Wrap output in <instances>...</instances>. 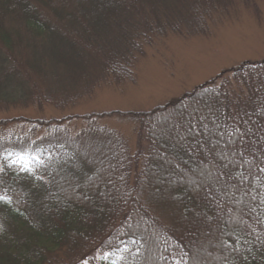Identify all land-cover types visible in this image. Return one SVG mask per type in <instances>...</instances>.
<instances>
[{"label":"trees","instance_id":"1","mask_svg":"<svg viewBox=\"0 0 264 264\" xmlns=\"http://www.w3.org/2000/svg\"><path fill=\"white\" fill-rule=\"evenodd\" d=\"M55 1L0 0L2 113L66 109L105 80H134L137 59L155 35L210 32L195 18L218 20L238 7L236 0H91L93 7L91 1L67 5L63 19L48 7L65 0ZM242 1L248 9L258 6ZM55 77L66 85L56 90ZM116 114L0 120V196L10 198L0 200V264H64L58 258L64 250L67 264H142L144 233L168 250L161 264H185L186 251H195L203 234L219 237L229 250L213 264H264V59L225 69L152 111L127 113L138 126L135 153L120 131L98 122ZM79 122L84 126L73 125ZM193 125L199 135L188 132ZM155 162L176 167L182 179L215 165L217 190L207 184L189 192L174 181L179 219L149 211L153 197L144 185ZM221 175L237 180L222 189ZM229 192L239 198L225 199ZM217 195L215 201L225 202L213 206ZM243 201L252 209L239 211ZM150 257L147 264H155L156 255Z\"/></svg>","mask_w":264,"mask_h":264},{"label":"rangeland","instance_id":"2","mask_svg":"<svg viewBox=\"0 0 264 264\" xmlns=\"http://www.w3.org/2000/svg\"><path fill=\"white\" fill-rule=\"evenodd\" d=\"M89 1L91 0H65V2L62 1L61 7L48 8L54 9V14L58 17L64 15L66 17L63 16V19H67V11L64 10L67 5L76 4L79 7L85 2L86 6H90ZM198 2L200 1L196 0V4ZM242 3V0H236L234 6L238 7L232 16H224L218 20L213 16L212 19L206 21L195 18L196 26H209L210 32L205 30L187 33L184 31L179 34L167 29L163 33L155 35L153 39H150L151 43L144 46V54L137 59L134 80H126L123 83H108L105 80L93 94L84 97L66 109H57L53 106H46L42 110L34 107L19 108L10 112H0V120L14 116L60 120L68 116L86 113L119 111L120 114H116L118 117H99L98 122L102 126L120 131L128 141L132 152L135 153V145L139 136L138 126L135 119L131 118V114L127 115V113L130 111H152L216 77L224 69L236 67L246 61L264 59V1L257 0L258 6L255 9L245 8ZM91 6L93 7V4ZM49 12L46 11V13ZM64 68L68 69L67 66ZM55 79L57 83H52L56 84V90L58 87L66 85L56 77ZM175 122L171 126H174ZM170 123L165 125L166 132L170 128V126L168 127ZM73 125L81 128L82 123ZM175 168H169L162 162H155L151 166L153 173L150 176L152 177L149 176L150 178L145 182L144 190L153 197V200L147 205V210L152 212L156 210V212L167 216V219L177 221L180 199L173 196L179 193V189H172V182L180 179L183 182V187L193 190H199L201 185L207 184L208 187L214 188L213 191H216L217 188L214 187L215 182H212L215 178L213 171L204 172L202 168H197L196 173L189 177L186 174L182 179L184 175H181L182 172H178ZM105 178V183L109 185L111 178H107V175ZM229 193L225 195V199L234 201L236 197L239 198L236 193ZM221 197V195L214 196L213 206L225 202L223 199L215 201ZM249 204V201H243L241 205H237V209H240L239 211L251 210ZM200 225L204 226L202 223ZM219 239L216 236L203 234L195 248L198 264H213L214 255L228 253L229 250L224 251V248H221ZM66 253L64 250L58 254V256L60 255L59 260L61 259L64 264H67Z\"/></svg>","mask_w":264,"mask_h":264},{"label":"bare ground","instance_id":"3","mask_svg":"<svg viewBox=\"0 0 264 264\" xmlns=\"http://www.w3.org/2000/svg\"><path fill=\"white\" fill-rule=\"evenodd\" d=\"M195 124H198L197 121H196ZM192 127H194V125ZM220 154H224V152H221ZM216 160L219 161V158L216 159ZM214 168H215V165H211L210 168H204L203 170H204V172H212V170ZM200 173H202V172H200ZM221 176L222 177H225L224 175H221ZM235 177H237V176L236 175H230L229 177L226 176L225 177L226 178L225 180L224 179H219V182L217 183V185L218 186H221L222 189L228 188V186H229L228 185L229 184L228 181L230 179L237 180V178H235ZM179 181H180V179H179ZM179 181L176 182V183H174V184H179ZM206 182H208V181H206ZM205 184H207V183H205ZM204 186H206V185H201V187H204ZM189 192H191V189H190ZM233 221L234 222L237 221L236 218H234ZM145 227H147V229H148L149 232L152 231L154 235H156V233H159V229H157L155 227H149V225H145ZM144 230H146V228L143 229V233L145 232ZM146 234L147 233H144L143 235H144L145 241L147 243V251L145 253L146 255L144 256L145 258L142 259V264H147V262H148V259L147 258H151L150 257L151 256V253L154 254V255H156V257H157V260L153 261L155 264H158L156 261H159L161 258L164 261V258L162 257V252L164 254H167L168 253V250L167 249H163L164 245H163V243L161 244L159 240H158V242L155 245H153V243L151 242V240L148 238V236ZM186 252L187 253H186V256H185V264H193L194 261H195V259L198 258L197 251L187 250ZM218 256L219 255H217V256L214 255V257L212 259L214 261L218 262L219 261L218 260L219 259ZM158 258H159V260H158ZM169 260H170V258H166L165 259V261H167V262H169ZM159 264H161L160 261H159Z\"/></svg>","mask_w":264,"mask_h":264},{"label":"snow or ice","instance_id":"4","mask_svg":"<svg viewBox=\"0 0 264 264\" xmlns=\"http://www.w3.org/2000/svg\"><path fill=\"white\" fill-rule=\"evenodd\" d=\"M201 127H202L205 131H207V125H202ZM188 132H189V133H193V132H195L196 135H199V130L195 129L194 127H190V128L188 129ZM201 147L203 148V145H201ZM213 147H215V145H214ZM218 155H220V158H221L222 160L227 159V155H226V154H220V153H218ZM224 167H227V164H225ZM261 170L264 171V169H261ZM0 200H4V201H8V202H10V198H9L7 195L0 196Z\"/></svg>","mask_w":264,"mask_h":264}]
</instances>
